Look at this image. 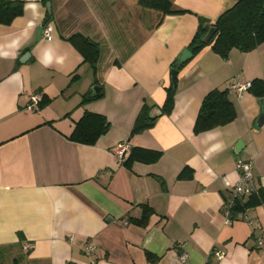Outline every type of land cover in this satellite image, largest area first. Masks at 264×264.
Returning a JSON list of instances; mask_svg holds the SVG:
<instances>
[{"label":"crops","instance_id":"0c3cea01","mask_svg":"<svg viewBox=\"0 0 264 264\" xmlns=\"http://www.w3.org/2000/svg\"><path fill=\"white\" fill-rule=\"evenodd\" d=\"M12 1L22 14L0 24V264H264V201L248 210L260 229L241 214L229 225L223 216L239 159L252 161L264 196L259 101L231 88L264 80V44L227 58L205 47L178 70L173 108L161 112L172 66L199 21L214 24L233 1L173 0L184 12L162 18L140 0ZM46 20L51 41L39 29ZM74 35L98 47L95 69ZM215 89L228 91L235 119L194 134ZM32 94L48 101L27 112ZM142 108L155 122L132 133ZM85 113L109 123L94 145L69 140ZM119 143L160 157L127 168L112 152ZM145 206L152 213L138 225Z\"/></svg>","mask_w":264,"mask_h":264},{"label":"trees","instance_id":"16d2710c","mask_svg":"<svg viewBox=\"0 0 264 264\" xmlns=\"http://www.w3.org/2000/svg\"><path fill=\"white\" fill-rule=\"evenodd\" d=\"M233 5L223 12L212 25H206L204 20L199 21L198 29L192 38L188 50L193 56L197 55L207 46L221 58H227L232 49L243 52H250L264 44V0H232ZM141 6L158 12L162 17L167 15L182 14L184 11L175 8L173 0H140ZM22 14V2L12 0H0V24L9 25L16 17ZM47 20L44 21V25ZM216 28L213 39L204 44L201 38L207 33L210 27ZM69 41L88 63L92 69L99 55L98 47L87 39L74 35ZM182 67V66H181ZM180 67V68H181ZM175 68V63L172 69ZM179 68V69H180ZM171 69V70H172ZM178 69V70H179ZM247 91L258 101L264 99V80L254 79L249 83ZM166 99L161 107L162 113H169L174 105V95L176 92V79L170 82L165 88ZM91 98L85 96L81 104ZM48 100L42 99L38 104L43 107ZM156 118H148L147 112L142 108L134 123L132 133L140 132L150 128ZM235 119V111L232 103L228 99L227 90H212L202 100L201 106L194 124V134H199L216 127L229 124ZM109 129V123L102 115L85 113L75 124L69 140L83 145H94L98 138ZM160 157V153L147 151L145 149H131L124 159L123 164L130 168L134 161L153 163ZM181 178L187 177L184 173ZM264 201V196L260 190L256 195H251L245 199L236 200L232 209V217L242 214L245 210L252 209ZM152 211L148 207H143L142 216L134 221L138 225H144ZM149 260H154L151 254H147Z\"/></svg>","mask_w":264,"mask_h":264},{"label":"built area","instance_id":"2783aa9c","mask_svg":"<svg viewBox=\"0 0 264 264\" xmlns=\"http://www.w3.org/2000/svg\"><path fill=\"white\" fill-rule=\"evenodd\" d=\"M42 33L44 38L47 41L52 40V26L49 24H46L42 28ZM249 87V84L241 85V86H232L231 88L236 90L239 94L247 90ZM41 100L40 94H32L29 98V103L25 110L27 112H34L36 108L38 107V104ZM112 152L114 155H116L120 160H124L127 157L128 150L127 146L124 143L116 144L112 148ZM252 161L249 160H237L236 162V171L239 174L238 180L235 182V184L232 186L228 197L224 200L223 203V216H224V224L229 225L231 222V215H232V209L234 207V204L236 200L238 199H245L251 195H256L258 193V187L256 186L253 174H252ZM105 174L109 175L110 172H106ZM242 220L248 224L249 226H252L254 228H258L255 224V220L248 214V210H245L242 214ZM70 240H72V237H70ZM257 244L259 247L264 249V241L258 240ZM32 248L31 245L26 244L24 245L23 249L25 251H29ZM94 246L92 243H87L83 247L82 251L85 254V256L90 257L91 253L94 251ZM188 258L187 253H183L180 255L179 259L181 262H185ZM91 264H94L91 262Z\"/></svg>","mask_w":264,"mask_h":264},{"label":"water","instance_id":"95a60500","mask_svg":"<svg viewBox=\"0 0 264 264\" xmlns=\"http://www.w3.org/2000/svg\"><path fill=\"white\" fill-rule=\"evenodd\" d=\"M40 31L42 28H39ZM216 34V28L210 27L207 31V33L201 38L202 43L207 44L209 43L213 37ZM193 57L192 53L187 49H183L179 56L176 58L175 61V68H173L170 72L171 76V82L173 83L176 79V76L178 74V69L183 66L187 61H189ZM259 107H260V113L258 116V119L256 120V125L258 127H263L264 126V99L259 100ZM155 113H160L158 110L155 111Z\"/></svg>","mask_w":264,"mask_h":264}]
</instances>
